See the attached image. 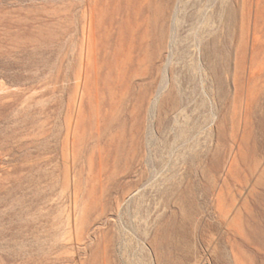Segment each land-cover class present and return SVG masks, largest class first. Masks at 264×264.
<instances>
[{
	"label": "rangeland",
	"instance_id": "1",
	"mask_svg": "<svg viewBox=\"0 0 264 264\" xmlns=\"http://www.w3.org/2000/svg\"><path fill=\"white\" fill-rule=\"evenodd\" d=\"M0 264H264V0H0Z\"/></svg>",
	"mask_w": 264,
	"mask_h": 264
},
{
	"label": "bare ground",
	"instance_id": "2",
	"mask_svg": "<svg viewBox=\"0 0 264 264\" xmlns=\"http://www.w3.org/2000/svg\"><path fill=\"white\" fill-rule=\"evenodd\" d=\"M105 12H106L105 9H103L100 12V16L105 18L106 20H110V18L112 17V12H113L112 9H108L107 12L106 13ZM139 12H137L138 16L136 18V25L140 24V19H141V26L142 28H144V30L142 31L140 36L144 37V36H147L149 32L148 31L149 27L148 25H146V17H145V15L147 16V14H146L145 9H139ZM128 21H129V18H126L122 24V27L124 28L125 32L128 34L130 41L128 42V44L126 45L124 49H121L120 52L119 50H115L113 53H111L110 58H109L110 60L108 61V63L115 69L114 72H110V75L107 77L105 81V85H104V88L109 93L113 92V88L115 84H117L119 78L123 76L124 65L127 62L128 58L130 57V53H131L130 47L132 45L133 36H132V32L130 31V27L132 25L131 24L128 25ZM102 24H103V20L97 22L96 17L92 15L87 21L85 29H84V50H85V53L87 54V63H86L87 70H88V66H90V56L94 54L95 49H96L95 45L93 44V39L96 34V29L102 26ZM122 36H123V32H121V37ZM80 74L83 77L82 78L83 81L81 84L80 83L77 84V86L79 89L87 90V88L89 87L90 84L93 83V81L89 79V77L87 76L84 77L83 71ZM68 128H69V131H68L69 136L70 134L72 137L74 136V140L70 142V146L73 147L75 145V142L77 141V140L75 141V137L78 136L83 131V128H84L83 113L81 111V102L78 103L77 108H76V117L74 121L70 123Z\"/></svg>",
	"mask_w": 264,
	"mask_h": 264
}]
</instances>
